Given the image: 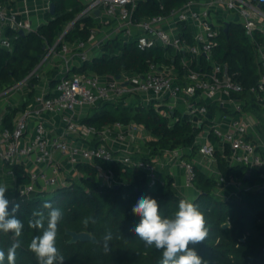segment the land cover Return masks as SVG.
Instances as JSON below:
<instances>
[{"label":"built area","instance_id":"obj_1","mask_svg":"<svg viewBox=\"0 0 264 264\" xmlns=\"http://www.w3.org/2000/svg\"><path fill=\"white\" fill-rule=\"evenodd\" d=\"M140 1L84 0L83 10L55 44L46 46L41 59L44 63L48 57H55L63 68L37 66L0 94V183L8 186L5 196L9 201L15 196L70 186L73 181L69 177L79 176L78 164L112 160L114 151L120 152L118 160L144 174L150 189L163 184L160 172L167 159L182 170L185 188L193 187L198 166L221 184L235 185L237 192L264 189L263 10L254 0H189L168 11L160 5L159 14L135 20ZM81 18L96 23L89 36H96L97 41L90 44L77 38L72 44L64 42V35ZM230 22L241 27L258 66V77L248 90L236 80L227 63L213 58L215 39ZM38 26L24 13L0 4L1 48L12 47L8 30L18 35L21 31L24 36ZM182 26L188 29L190 41L183 37ZM115 37L124 42L133 40L139 50L159 46L164 60L152 63L143 75L123 72L119 79L112 80L89 71L68 72L94 58L101 45ZM59 42L61 46L56 49ZM176 67L182 70L179 75L174 73ZM31 90L33 95L29 97ZM245 91L251 100L237 96ZM138 96L155 100L167 112L198 115L195 127L200 133L195 144L198 155L206 161L183 160L182 155L189 150L166 152V158L162 155L152 161H132L122 156V151L131 141L146 140L142 125L113 122L97 129L79 122L82 110L104 104L125 105ZM216 154L228 167L245 168L247 178L256 169L258 179L249 182L231 177L225 182L219 171L213 170ZM21 176L26 179L23 183L18 182ZM97 176L109 186L120 183L111 170L97 167Z\"/></svg>","mask_w":264,"mask_h":264},{"label":"trees","instance_id":"obj_2","mask_svg":"<svg viewBox=\"0 0 264 264\" xmlns=\"http://www.w3.org/2000/svg\"><path fill=\"white\" fill-rule=\"evenodd\" d=\"M83 0H50L55 4V13L33 32L24 36L13 30L7 34L11 38L12 47L6 50L0 47V94L21 81L38 66L46 52V46H52L65 28L75 20L83 10ZM189 0H141L134 12L135 20L159 14L160 5L166 11L179 7ZM264 12V0H254ZM0 4L8 9L14 7L12 0H0ZM96 23L90 18H81L64 35L63 41L73 42L77 38H89V30ZM183 37H188V29L182 26ZM217 46L213 58L227 63L230 72L247 90L253 86L258 77V66L249 40L244 36L241 27L233 22L228 25L227 32L222 30L215 39ZM114 42V43H113ZM61 43L56 44L59 49ZM163 50L157 46L145 50L136 48L135 42L122 41L119 37L107 40L100 47V52L81 67L72 69L73 73L89 71L112 80L123 72L143 75L149 71L152 63L164 60ZM41 68V66H40ZM177 75L181 68L174 70ZM33 95V90L29 97ZM250 99L248 91L237 95ZM156 102V101H153ZM153 102L144 105L140 100L125 105L104 104L90 108L87 115L79 122L102 129L113 122L123 124L134 121L148 130L152 136L145 141L146 151L131 157L132 161L145 159L152 161L166 152L189 150L182 158L191 160L198 154L195 138L200 129L195 127L191 119L181 111L161 113L165 106H152ZM173 121V122H172ZM112 160H96L93 164L77 165L79 179L70 186L48 192H33L27 196H15L10 200L9 212L19 204L16 217L24 223L19 237L14 233L0 232V249L5 251L4 264H8L7 251L19 242L16 249L15 264H38L35 254L28 245L32 238L42 234V229L29 226L34 211H42L47 215L49 209L43 207L51 203L54 208L63 212V219L58 225L57 248L64 256L63 264H161L162 251L154 247H146L144 242L130 231L139 223V217L132 212L133 206L141 196H149L157 200L160 214L167 218L177 210L179 201L185 199L174 190V179L161 173L163 184L150 189L144 174L134 165L129 166L118 160L120 152H113ZM216 169L225 182L231 177L240 181L254 182L258 179V171L252 169L249 178L243 176L245 168L228 167L224 159L216 154ZM97 167L111 170L119 184L109 186L102 183L97 176ZM246 171V170H245ZM26 179L18 177V182ZM225 185L219 179L209 176L195 167L193 187L196 194L192 197L199 210L204 214L208 236L206 240L195 246L198 255L206 264H264V191H239L234 200H224L216 194V189ZM89 220L87 226L83 221ZM94 221V222H93ZM228 226L223 228V225ZM88 232L94 235L98 243L68 244L69 238L65 230ZM113 235L110 251L105 252L103 237L106 232Z\"/></svg>","mask_w":264,"mask_h":264},{"label":"clouds","instance_id":"obj_3","mask_svg":"<svg viewBox=\"0 0 264 264\" xmlns=\"http://www.w3.org/2000/svg\"><path fill=\"white\" fill-rule=\"evenodd\" d=\"M7 189V185L0 183V232H11L19 237L24 223L16 217L19 204L14 205L9 212L10 201L5 196ZM43 207L49 209L47 215L42 211H34L33 218L28 222L30 227L42 229L41 235L32 238L28 245L29 250L35 254L38 264H63L64 256L56 246L58 225L63 219V212L47 202ZM132 212L139 217V223L130 231L134 232L146 247L162 251L161 264H206L195 250V246L204 242L208 236L206 219L191 200H180L178 210L171 217L165 218L160 214L156 199L141 196L133 206ZM83 223L87 226L89 220L85 219ZM112 239L111 231L106 232L103 237L105 252L110 251L109 242ZM18 247L19 242L8 249V264H15ZM4 261L5 251L0 249V264H4Z\"/></svg>","mask_w":264,"mask_h":264},{"label":"crops","instance_id":"obj_4","mask_svg":"<svg viewBox=\"0 0 264 264\" xmlns=\"http://www.w3.org/2000/svg\"><path fill=\"white\" fill-rule=\"evenodd\" d=\"M12 1L14 2V7L12 9L17 10L18 12L24 13L34 25L47 24V21L51 18L50 17L47 20L45 19L46 16L49 15L47 12L48 10L46 11L45 9L46 8L45 6L47 2L50 3V0H12ZM83 1H82V5H83ZM87 41L90 44H92V42L97 41V39H95L94 36H89ZM66 42L69 44H72L74 41L73 42L66 41ZM38 66H39L38 68H40V66L41 68H63V65L55 57H48L44 63H41L40 61ZM75 67L77 66H73L72 69ZM71 72L72 70H70V73ZM88 111L89 109L82 110V112L80 113L78 117L79 120L84 118L87 115ZM182 159L187 160V161L203 159L204 162L206 161V159H204L202 156H199L198 154L192 157L191 160H188L186 158H182ZM163 169L164 170L166 169L171 174V177L174 179L175 186L180 185V184L182 186L183 184L182 170L178 166H175L173 163L169 167L166 165ZM182 196L185 197V191L182 192Z\"/></svg>","mask_w":264,"mask_h":264},{"label":"rangeland","instance_id":"obj_5","mask_svg":"<svg viewBox=\"0 0 264 264\" xmlns=\"http://www.w3.org/2000/svg\"><path fill=\"white\" fill-rule=\"evenodd\" d=\"M51 17V15L49 16H46V20L47 19H49ZM95 39H97V37L95 36ZM114 43V42H113ZM141 101L142 103H144V105H147V104H149V102H153V101H155V100H153V99H149V98H143V97H140V96H138V97H136L135 99H134V101L135 102H137V101ZM128 104V103H127ZM165 105V104H164ZM152 106H155V107H158V106H160L157 102H153V104H152ZM159 108V107H158ZM161 108H163V107H161ZM160 108V110H161V113L162 114H165L166 116H168L167 115V109H161ZM180 109L181 110H183V108L182 107H180ZM184 115H187L190 119H191V122L195 125L196 124V121H198L199 120V116L198 115H196V114H193V115H188V114H185V113H183ZM173 122V121H172ZM206 124H208V122H206ZM209 125V124H208ZM145 133H146V136H147V138H146V140L145 141H147V140H150L151 138H152V136H151V134H150V132L148 131V130H146L145 129ZM145 141L144 142H139V141H131V142H129L128 143V148H127V150L126 151H122V156H129V157H133V156H136V155H140L141 153H143V152H145L146 151V149H145ZM132 150V151H131ZM162 157H165L166 158V156H165V153L163 154V156ZM173 164V162L171 161V160H169V159H167L166 161H165V166L167 165L168 167L170 166V165H172ZM164 166V167H165ZM213 170H216V167H215V165L213 166ZM79 173V172H78ZM160 173H166V174H168V175H170L171 176V174L165 169H162L161 170V172ZM79 174H81V172L79 173ZM246 174V171L244 170V174H243V176ZM69 178H71L72 179V181L73 182H77L78 181V179H79V176H78V178H74V177H69ZM68 181H70V180H68ZM183 185L181 186V184L180 185H174V190L179 194V195H182V192L183 191H185V199H189V200H192V197H194V195L196 194V190H195V188L194 187H192V188H185V187H183ZM237 187L235 186V185H230V184H225V185H223V186H221V187H219V188H217L216 189V194L219 196V197H221L222 199H224V200H234V199H236V194H237Z\"/></svg>","mask_w":264,"mask_h":264},{"label":"water","instance_id":"obj_6","mask_svg":"<svg viewBox=\"0 0 264 264\" xmlns=\"http://www.w3.org/2000/svg\"><path fill=\"white\" fill-rule=\"evenodd\" d=\"M47 12L51 16L54 15L55 4L53 2L49 3ZM227 29H228V24L225 25L224 32H227ZM19 33L21 35L23 34L21 31ZM68 72H70V71H68ZM116 78L119 79V76H117ZM263 191H264V189L259 190V192H263ZM227 226L228 225L225 224V225H223V228H225ZM64 233L69 238V240L67 242L68 244L86 243V242L91 243V244H97L98 243L97 238L88 232H76V231L66 229Z\"/></svg>","mask_w":264,"mask_h":264}]
</instances>
